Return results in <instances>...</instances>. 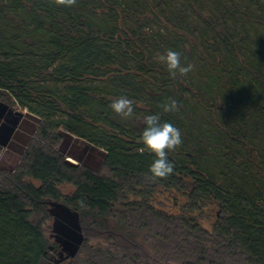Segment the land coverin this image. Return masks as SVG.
Wrapping results in <instances>:
<instances>
[{"label": "trees", "instance_id": "trees-1", "mask_svg": "<svg viewBox=\"0 0 264 264\" xmlns=\"http://www.w3.org/2000/svg\"><path fill=\"white\" fill-rule=\"evenodd\" d=\"M168 49L193 70L171 78ZM16 104L31 119L14 166L0 139V264H264V0H0V127ZM150 114L181 132L167 178L138 151ZM172 192L176 213L155 204ZM208 202L212 229L193 214Z\"/></svg>", "mask_w": 264, "mask_h": 264}, {"label": "clouds", "instance_id": "clouds-1", "mask_svg": "<svg viewBox=\"0 0 264 264\" xmlns=\"http://www.w3.org/2000/svg\"><path fill=\"white\" fill-rule=\"evenodd\" d=\"M57 4L71 6L76 0H55ZM156 61L166 65L167 71L171 78L177 75L185 76L193 70L194 65L184 66L181 63V54L174 50L168 49L164 54L155 57ZM134 101L126 96H120L112 101L109 105L111 110L123 119L132 118L134 115ZM164 112L178 111L177 101L169 99L168 102L161 105ZM142 123L144 129L139 138V143L143 147L138 151L143 153L145 150L154 154L155 159L149 167L152 179L167 178L174 170V165L168 160V153L176 150L181 144V132L172 123L161 122L159 114L146 115Z\"/></svg>", "mask_w": 264, "mask_h": 264}, {"label": "rangeland", "instance_id": "rangeland-1", "mask_svg": "<svg viewBox=\"0 0 264 264\" xmlns=\"http://www.w3.org/2000/svg\"><path fill=\"white\" fill-rule=\"evenodd\" d=\"M15 111H23L24 113L27 109H23L19 105H12ZM25 115V114H24ZM25 118H30L28 115L24 116ZM31 119V118H30ZM31 123L26 121L23 126L18 130L17 137H14L12 140L14 143V148L18 146H23V142L27 139L29 135ZM20 158V153L16 149L8 148L7 145L5 146L2 152V159L6 161L9 165L14 166ZM73 161L75 159L71 158ZM77 162V161H76ZM60 189L63 193H71L75 189V187L71 184L64 183L60 185ZM186 198L185 196L172 192V193H163L157 195L155 199V204L171 213H176L180 210L181 206L185 203ZM50 207V206H49ZM218 207L215 203L208 202L206 206L202 208V211H195L193 214L197 216L200 222L207 227L208 229H212L214 222L216 221ZM53 217L49 216L45 219L44 227L45 233L51 242L54 241V232H53ZM94 242V241H93Z\"/></svg>", "mask_w": 264, "mask_h": 264}, {"label": "water", "instance_id": "water-1", "mask_svg": "<svg viewBox=\"0 0 264 264\" xmlns=\"http://www.w3.org/2000/svg\"><path fill=\"white\" fill-rule=\"evenodd\" d=\"M7 109L8 108L6 106L3 109H0V117L4 116V114L7 112ZM13 112L18 115V118H16V120L11 125L3 124L0 127V139H1V141H2L4 146H6L9 143L10 139L12 138L13 134L15 133V131H16L18 125H19L21 117H23L24 114H25L23 111L10 110L7 113V118H8V116L10 117ZM68 159L70 161H73L69 157H68ZM73 162H76V161H73ZM53 212L56 213L57 215H61V217L66 219L71 224V227L68 228L67 230H68V232H70V234H71V236L73 237L74 240L80 242L81 235L78 232V229H80V227H79V224H78L77 216L75 214H73L70 211L69 208H67L66 206L61 205V204H56V207L53 210ZM55 225H56V227H58L60 229L65 226V225H63L61 223H59L58 225L57 224H55ZM74 248H77V247H73V244H71V248L70 249L74 250Z\"/></svg>", "mask_w": 264, "mask_h": 264}]
</instances>
